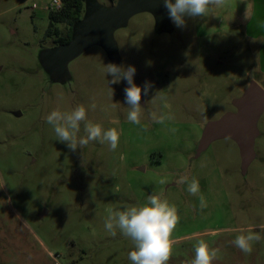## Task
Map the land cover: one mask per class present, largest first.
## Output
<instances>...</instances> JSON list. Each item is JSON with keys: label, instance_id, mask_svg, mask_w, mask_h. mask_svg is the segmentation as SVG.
<instances>
[{"label": "rangeland", "instance_id": "374dc122", "mask_svg": "<svg viewBox=\"0 0 264 264\" xmlns=\"http://www.w3.org/2000/svg\"><path fill=\"white\" fill-rule=\"evenodd\" d=\"M50 2L0 0V264H131L132 241L119 229L112 236L105 219L153 192L180 216L168 264H188L201 238L218 249L213 264H264V111L244 174L229 138L195 153L206 123L233 112L250 81L264 89V0H227L202 19L186 17L182 27L171 21L164 33L140 12L114 32L121 63L135 67L142 89L141 125L127 120V83H109L100 46L68 63L65 83L50 79L39 62L40 50L54 45L46 35ZM78 105L88 121L117 129L115 151L98 141L72 151L57 140L45 117ZM151 113L174 119L155 123ZM84 123L78 137L86 135ZM183 175L199 181L197 196L177 183ZM242 229L260 237L250 254L232 243Z\"/></svg>", "mask_w": 264, "mask_h": 264}, {"label": "clouds", "instance_id": "9594fccd", "mask_svg": "<svg viewBox=\"0 0 264 264\" xmlns=\"http://www.w3.org/2000/svg\"><path fill=\"white\" fill-rule=\"evenodd\" d=\"M226 2L227 0H162L170 20L177 27L185 25L186 17L202 19L210 8H223ZM245 19H248L247 14ZM104 71L112 77L109 83L126 81L127 86L124 89L125 102L128 107L126 118L130 123L141 125L142 89L133 80L135 67L109 63L105 65ZM151 87V83L146 81L143 94L148 95ZM155 97L156 95L153 98ZM160 99L164 98L160 97ZM91 107L95 109L96 105L93 103ZM151 119L155 123L163 124L165 120H173L174 116L151 113ZM45 120L52 126L57 140L65 143L72 151L84 148L91 141H98L100 144L107 143L112 151L118 147L120 137L117 129L111 127L104 130L100 124L88 121L83 105H78L66 112L60 111L59 108L53 109L47 114ZM81 122H85L86 135L78 137ZM109 122L114 125L119 123L118 120ZM142 130L147 131V128L142 127ZM169 131L174 133L176 130L172 128ZM177 183L186 184L190 195L197 196L200 193L199 181L195 178L189 179L187 175H183L179 177ZM199 200L200 208H206L207 202L203 195H199ZM179 222L180 216L176 206L171 204L162 192H153L142 204L126 205L123 210H109L104 227L112 236H116V230L119 229L124 237L132 241L133 248L128 253L131 264H168L174 245L173 232ZM258 227L264 231V224H259ZM259 239V235L254 234L251 229L247 230V234L242 229L232 243L245 254H250L252 252L251 242ZM217 254L218 249H211L201 238L194 245V256L188 264H213Z\"/></svg>", "mask_w": 264, "mask_h": 264}, {"label": "water", "instance_id": "95a60500", "mask_svg": "<svg viewBox=\"0 0 264 264\" xmlns=\"http://www.w3.org/2000/svg\"><path fill=\"white\" fill-rule=\"evenodd\" d=\"M148 12L157 33L171 32V20L162 0H115L103 5L98 0H84L82 16L71 26L70 39L39 52V62L54 82L64 83L70 74L68 63L93 45L100 46L110 63L122 65L114 32L127 25L133 15ZM235 110L204 126L196 144L199 155L217 139L229 138L237 145L241 172L254 158V141L258 136L257 121L264 111V89L250 81L241 95L233 100ZM18 114V113H15Z\"/></svg>", "mask_w": 264, "mask_h": 264}, {"label": "trees", "instance_id": "16d2710c", "mask_svg": "<svg viewBox=\"0 0 264 264\" xmlns=\"http://www.w3.org/2000/svg\"><path fill=\"white\" fill-rule=\"evenodd\" d=\"M111 3L115 0H110ZM84 0H61V5L58 9L49 10L47 14L48 28L46 35L58 36L59 28L56 24L61 23L66 27V35L58 36L57 43H65L70 39L72 24L78 20L83 13Z\"/></svg>", "mask_w": 264, "mask_h": 264}, {"label": "flooded vegetation", "instance_id": "af4514ba", "mask_svg": "<svg viewBox=\"0 0 264 264\" xmlns=\"http://www.w3.org/2000/svg\"><path fill=\"white\" fill-rule=\"evenodd\" d=\"M61 25L64 26V25L61 24V23L56 24V26H57L58 28H59ZM172 30H173V29H172ZM66 32H67V30H66V27H65V26H64V31H61L60 28H59V32H58L59 35H58V36H59V37H60V36H63V35L65 36V35H66ZM155 33H157V32H155ZM161 33H164V32H161ZM58 36H56V35H51V36H50L51 38H53V39H52V42H53V44H54L53 46L60 44V43H57V40H58V38H59ZM64 83H65V82H64ZM140 103H141V105L144 104L143 95L141 96V102H140ZM195 148H196V147H195Z\"/></svg>", "mask_w": 264, "mask_h": 264}, {"label": "built area", "instance_id": "2783aa9c", "mask_svg": "<svg viewBox=\"0 0 264 264\" xmlns=\"http://www.w3.org/2000/svg\"><path fill=\"white\" fill-rule=\"evenodd\" d=\"M60 5H61V0H51L48 9L55 10V9H58Z\"/></svg>", "mask_w": 264, "mask_h": 264}]
</instances>
